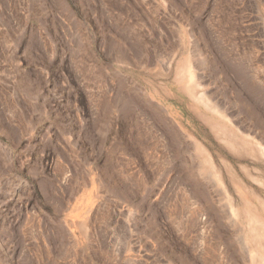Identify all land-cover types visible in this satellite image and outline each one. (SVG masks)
<instances>
[{"label":"rangeland","instance_id":"1","mask_svg":"<svg viewBox=\"0 0 264 264\" xmlns=\"http://www.w3.org/2000/svg\"><path fill=\"white\" fill-rule=\"evenodd\" d=\"M253 195L264 0H0V264H264Z\"/></svg>","mask_w":264,"mask_h":264},{"label":"bare ground","instance_id":"2","mask_svg":"<svg viewBox=\"0 0 264 264\" xmlns=\"http://www.w3.org/2000/svg\"><path fill=\"white\" fill-rule=\"evenodd\" d=\"M185 72H186V74L189 76V79H190V81H191V84H193V86H197V85H199L196 81H195V79H194V73L191 71V68H190V66H189V68L188 69H186L185 70ZM201 86V85H200ZM195 97H196V99H198L199 101H201V102H203L205 105H207V106H209V107H212V108H216V106L215 105H213L210 101H208L206 98H205V95H204V93H201V92H194V94H193ZM192 95V96H193ZM217 109V108H216ZM219 110V109H218ZM199 147H200V149L199 150H201V152H202V154L203 155H205V158H206V161L207 162H209V163H212V160H213V158H212V156L211 155H209L208 154V152H207V149L199 142ZM209 163H208V166H209ZM212 166V165H211ZM206 170V169H205ZM194 171V170H193ZM207 172V171H206ZM194 173V172H193ZM204 173V172H203ZM208 173H210V170L208 171ZM208 173H206V174H208ZM205 174V173H204ZM211 175L212 176H214L215 175V173L213 172V171H211ZM211 175H208V176H210L211 177ZM183 176V175H182ZM215 176H217V175H215ZM197 190V189H196ZM200 191V190H199ZM201 194V193H200ZM254 196V198H257V200L259 201V202H261V203H264V199H262V197L260 198V197H256V195H253ZM205 198V197H204ZM204 200V199H203ZM245 200H248L247 198L245 199ZM217 203V202H216ZM221 204H223V203H221ZM232 210H233V208H232ZM233 212H234V210H233ZM235 213L237 214V207H236V210H235ZM253 213V212H252ZM254 216H255V214H254ZM254 216H252V219L250 220V222H261L260 220H258V219H256V218H254ZM217 217V216H216ZM231 217V216H230ZM260 219H262V218H260ZM231 220H234V219H231ZM250 227V226H249ZM253 233V232H252ZM258 240V239H257ZM259 241V240H258ZM246 247V246H245ZM257 250H259V249H257Z\"/></svg>","mask_w":264,"mask_h":264}]
</instances>
